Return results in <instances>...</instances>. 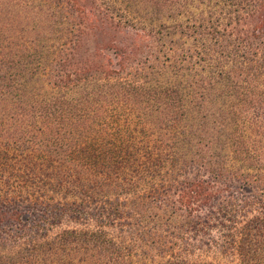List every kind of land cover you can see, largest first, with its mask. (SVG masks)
Wrapping results in <instances>:
<instances>
[{
  "label": "trees",
  "instance_id": "obj_1",
  "mask_svg": "<svg viewBox=\"0 0 264 264\" xmlns=\"http://www.w3.org/2000/svg\"><path fill=\"white\" fill-rule=\"evenodd\" d=\"M11 152L56 189L109 198L90 216L129 231L0 243V264H129L139 245L187 264L170 244L232 231V188L264 206V0H0V160ZM19 213L0 206V223ZM240 234L242 264H264V220Z\"/></svg>",
  "mask_w": 264,
  "mask_h": 264
},
{
  "label": "rangeland",
  "instance_id": "obj_2",
  "mask_svg": "<svg viewBox=\"0 0 264 264\" xmlns=\"http://www.w3.org/2000/svg\"><path fill=\"white\" fill-rule=\"evenodd\" d=\"M35 164V163H30ZM56 179L47 177L36 172V169L24 164L23 156L11 152L5 160H0V206L7 210H17L20 214V224L7 225V222L0 223V243L5 245L7 252H16L25 249L34 243L52 241L62 232L90 233L92 231H102L107 239L114 243H127L121 238H127L129 228L119 226L117 222L104 225L96 221L90 214L107 206L109 198L102 194L91 192L88 197H81L74 193L75 189L71 184L63 181V187L56 189ZM76 190V189H75ZM235 212L233 214V229L227 231L222 226L211 225L205 234L194 233L191 229L183 232L182 237L174 246L170 244L174 254L184 259L187 264H242L234 246L229 245V241L240 242L242 229L248 225L253 218L259 217L264 220V206L256 203L252 199V193L247 190L232 188ZM90 196L92 199H90ZM123 197L120 199L122 200ZM248 202V203H245ZM83 204V210L79 215L70 212L69 207ZM67 209L57 217L50 220L44 208ZM209 211L204 209L199 217L205 220ZM56 217V218H57ZM210 224L213 221L210 219ZM24 228L23 231L34 230L33 226H40L42 236L36 240H29V234L20 236L17 226ZM20 227V229H21ZM45 233V236H44ZM41 240V241H40ZM34 242V243H33ZM145 248L141 245L134 248L129 264H163L168 260V256H162L151 252L145 256ZM72 264H81L73 262Z\"/></svg>",
  "mask_w": 264,
  "mask_h": 264
}]
</instances>
